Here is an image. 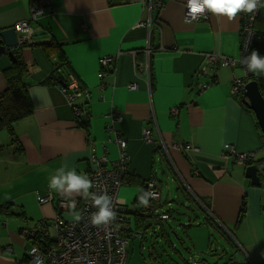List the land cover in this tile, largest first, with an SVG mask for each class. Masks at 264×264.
Masks as SVG:
<instances>
[{"label": "crops", "instance_id": "obj_1", "mask_svg": "<svg viewBox=\"0 0 264 264\" xmlns=\"http://www.w3.org/2000/svg\"><path fill=\"white\" fill-rule=\"evenodd\" d=\"M184 1L161 0L162 8L148 14L145 0H49L52 12L33 21L31 0H0V31L23 20L34 30L32 46L14 53L27 66L23 82L32 112L14 125V137L0 131V207L11 203L13 212L24 211L23 219L0 213V264L23 261L28 243L22 229L53 219L54 204L40 205L37 192L44 196L49 190L70 199L49 188L57 169L67 165L66 170L88 177L95 167L91 155L105 156L103 165L111 169L118 160L117 134L126 140L127 176L139 182L151 177L160 187V177L168 180L170 175L176 184L163 205L160 188L159 212L175 211L173 196L175 205H185L181 197L189 199L200 209L202 224L216 226L243 253L245 260L239 264H264V188L252 186L245 177L247 166L223 152L230 145L237 153L255 152V163L264 161V138L255 117L241 103V94H231L232 78H243L244 71L236 66L197 73L207 52L240 57V19L238 14L229 21L211 13L207 19L186 22ZM141 21L145 25L136 27ZM50 41L61 44L68 66L64 81L73 78L83 91L74 101L83 106L88 135L77 125L62 83H45L55 60L40 45ZM106 56H115L112 66H101ZM145 61L148 76L134 65ZM12 64L6 53L0 54V94L7 88L4 74ZM132 84L135 89L129 88ZM201 85L208 87L199 92ZM113 114H121V121L110 118ZM144 128L151 129L154 145L142 140ZM184 144L190 148L185 150ZM123 186L130 208L141 186ZM124 196L120 199L125 203ZM242 202L246 209L239 219ZM192 220L187 216L188 225L181 226L191 227Z\"/></svg>", "mask_w": 264, "mask_h": 264}, {"label": "built area", "instance_id": "obj_2", "mask_svg": "<svg viewBox=\"0 0 264 264\" xmlns=\"http://www.w3.org/2000/svg\"><path fill=\"white\" fill-rule=\"evenodd\" d=\"M49 0H31L29 14L31 20H37L47 12H52V6L48 2ZM184 14L183 18L186 22H198L199 20L207 19L211 12H207L205 15L199 16L197 19L192 20L186 14L188 12L187 0L184 1ZM145 10L149 14L151 10L159 11L163 4L161 0H145ZM257 9L251 13L240 12L238 13L240 19V42H241V55L238 60H232L221 56L218 53H206L204 54V62L201 66L200 72L205 73L207 70L212 69L215 73L217 67H231L236 64H241L246 68V65L241 61L243 58L249 56L254 50L253 46L256 42H264V34H259L253 29V23L257 16ZM30 21L23 20L17 22L13 27L18 35L19 41L27 42L33 34V29L29 25ZM145 24L141 21L136 27H143ZM116 61L115 56H106L100 59V64L103 67L112 66ZM138 65V64H135ZM142 72L148 76L149 65L145 61L143 65H138ZM247 72V70H245ZM247 76V75H245ZM244 80L240 78L233 79V86L231 92L233 94L238 93L244 85ZM130 89H135L134 84L129 85ZM204 88V87H203ZM61 92L65 95L67 100L73 101L80 96L83 92L79 90L77 83L73 78H70L69 82L61 87ZM70 104V103H69ZM76 115L80 112L75 109ZM172 112H176V109H172ZM110 118H114L116 121L121 120L120 115L113 114ZM110 129V127H108ZM143 139L147 143H152L151 131L148 129L143 130ZM116 143L119 147V161L113 169L102 168L103 163L106 161L105 156L96 157L91 156V162L95 165V168L88 175V178L93 182L94 187L89 191L95 193L97 196L107 194L112 198L111 207L115 213V218L108 224L101 226H93L91 224V216L97 212L98 209L94 207L91 196L83 197L79 206V212L76 213L72 207L76 203L71 200L57 199L52 195L49 190L43 197H40L36 193L37 201L42 203H55V214L48 226L45 229L44 222H38L24 233L29 237H37V239L46 242L44 235L50 234L56 243V247H51L48 243L43 248L36 246L30 247L26 251L27 264H125V246L127 240L118 236V229L121 227L122 215L125 211L124 204L117 198L120 181L126 170L127 156L124 151L126 143L122 139H117ZM228 154L234 156L235 160L244 164L245 162L254 159V152L236 153L230 146H225ZM186 149L190 148L189 145L185 146ZM45 197V198H44ZM161 197L160 190L158 189L154 180L147 182V198L148 201L144 206V212L146 214H154L158 219H166L168 216L166 213H158L155 208V203L159 202ZM80 216L77 221L75 216ZM47 244V243H46ZM192 264H201L200 262H193Z\"/></svg>", "mask_w": 264, "mask_h": 264}, {"label": "rangeland", "instance_id": "obj_3", "mask_svg": "<svg viewBox=\"0 0 264 264\" xmlns=\"http://www.w3.org/2000/svg\"><path fill=\"white\" fill-rule=\"evenodd\" d=\"M239 42H240V34H239ZM256 43H259V42H256ZM255 44H254V46H255ZM254 46H253V48H254ZM207 53H210V52H207ZM240 55H241V42H240ZM132 56H133V62H134L136 60L134 52H132ZM229 59H231V58H229ZM232 60H235V59H232ZM135 64L140 65V63H138V62H135ZM236 66H239L244 71V77L240 78V79H243L245 81L243 87L249 81H256L257 82V80L251 79V77L249 76V75H254V74L251 72H248V71L246 72L245 70H247V68H245L243 65H241V64L237 65L236 64L235 66H231L229 68H234ZM197 73H201V72H197ZM245 75H247V76H245ZM203 77L204 76L201 74L198 75V78H200V79H203ZM234 78H236V77L232 78V86H233V79ZM257 84L259 87L258 82H257ZM232 86H231V90H232ZM207 87H208L207 85H201L198 88V90H199V92H203V90H205ZM243 87L241 88V90L238 93L233 94L231 92V94L233 96H239L241 94V97H242ZM79 90H80V88H79ZM69 103H70L69 104L70 106L74 107V111H75V109H78L75 101H74L73 105H71L73 103V101L69 100ZM173 109H175V108H173ZM82 111H81V109L79 110V112H80L79 115H76V112H74L75 117L80 116L83 113ZM176 112H177V109H176ZM176 112H172V110H171L172 114H175ZM120 116H121V114H120ZM120 121H116V122H120ZM145 129H148L151 131L150 128H144L143 130H145ZM107 130H113V127H110V129L108 128ZM143 130H142V140L148 145H154L155 141L152 137V132H151V138H152L153 142L147 143L143 139ZM115 133H117V132H115ZM117 139L124 140L120 135L118 137V134H117L116 138L114 139L115 143H116ZM124 141L126 143V140H124ZM116 145H117V143H116ZM186 145H188V144H184L183 147L185 148ZM173 146L176 149H178L179 151H183V149L181 148V145H177L174 143ZM225 146H230V145H225ZM225 146H224L223 152L226 155L230 156V154H228ZM117 147H118V145H117ZM230 147H232V146H230ZM159 149L163 154H164V152L167 153V149L164 145H162L161 148H159ZM185 150H187V149L185 148ZM124 151H125L126 156H127L126 170L124 173V174H126L127 173V164L129 161V156L126 152V146H125ZM105 152L107 153L106 150H105ZM244 153H247V152H244ZM119 154H120V150L118 147V160L115 162V164L113 165V167L111 169H113L115 167V165L117 164V162L119 161ZM91 156H90V159H91ZM233 158H234V156H233ZM254 159H255V155H254ZM254 159L251 161L245 162L242 165L248 166V165L256 164L257 162L255 163ZM234 160H235V158H234ZM90 162H91V160H90ZM262 162H264V161H259L258 163L261 164ZM102 168L107 169L104 167V165H102ZM91 171H93V169ZM91 171L89 172V174L91 173ZM124 174H123V176H124ZM123 176H122V178H123ZM122 178L120 181L121 183H120V186L118 189L119 192L117 193V198L124 204V206H130L129 205L130 204L129 198L127 196L122 195V190L127 189V187H124V186L121 187ZM167 178H168V180H166L165 176L160 177V183H159L160 187L158 186V182L154 178H151L152 180L155 181L159 190H160V188H162V205L167 200L168 193L171 190V184L176 186V184L173 183L174 181L171 180L170 175H168ZM261 186L263 187V185H261ZM160 193H161V191H160ZM261 193L264 196V189H261ZM123 196H124V198H126V201H127V202H125L126 204L121 200L123 198ZM40 197H43V196H40ZM61 199H64V198H61ZM176 199H177V196H173V201H175ZM65 200H67V199H65ZM181 201L185 205H182V204L175 205L174 202L171 203V205L174 206L173 209L175 211H172V215H171L172 218L168 222L165 221L163 223L165 229L167 230L165 235H163L161 237H157V238H154V237H151L150 235H148V240L144 243V249H141L139 247V242H137L138 240H133V244L131 245L132 251H130V253H129L128 261L126 262V264H185L184 261H188L189 264H192L193 261H197V262H201V263H205V264H215V263L216 264L217 263L218 264H239L240 262H243V260H245L244 255L240 250H238L235 247H232L230 244L227 243V241L225 240V238L223 236L222 231L217 230L216 226H212L209 224H202L203 217L201 215V211L196 205H194L193 202H191L189 199H185L182 197H181ZM73 202H75V201H73ZM75 203L77 206V202H75ZM39 204L45 205V204H47V201L46 202L43 201L42 203H39ZM48 204H51V203H48ZM52 204H54V206H55V203L52 202ZM75 207H73L74 208L73 211L78 213L79 208L76 209ZM164 207L167 208V206H164ZM55 209L56 208H54V214H55ZM160 209H162V208H160ZM161 213H166V215L168 216V211H161L159 214H161ZM179 213H183L184 215H186V217L181 216ZM187 216H190L191 219H193L192 222L189 223L192 226L184 228L181 225L182 224L188 225V222H186ZM166 219H160V220L164 221ZM51 221L42 219V221H38V222H44L45 229L49 230L48 226L51 225L49 223ZM131 221H132L131 224L133 226V218H131ZM44 239L46 241H48V243L51 245V247L57 246V243L52 238H50V234L44 235ZM21 263H22V261L19 262L18 264H21Z\"/></svg>", "mask_w": 264, "mask_h": 264}, {"label": "trees", "instance_id": "obj_4", "mask_svg": "<svg viewBox=\"0 0 264 264\" xmlns=\"http://www.w3.org/2000/svg\"><path fill=\"white\" fill-rule=\"evenodd\" d=\"M260 4L264 5V0H260ZM257 11L258 13L253 23V29L259 34H264V7H261L258 5ZM40 47L44 55L48 59L55 60V62H53V65H52L53 69L49 76V79H47L45 83H49V84L62 83L61 86H63V84L65 85L66 82L64 81V76H63V73L65 71L63 69H66L65 66H67V62L63 55L61 44L55 43L54 41H50L46 44H41ZM254 49L259 53L260 56L264 57V42L256 43L254 46ZM15 54H18V53H15ZM18 56L14 58L12 66L9 69H7V71H5L4 75L6 78L7 88L3 93L0 94V131H5L9 137H14V132H13L14 125L18 121L23 120L24 118H27L32 112V103H31V100L28 94L27 86L23 82V79L25 75L27 74V66L24 63V61ZM249 76L251 77V79L257 80V82L259 83V90L264 96V76H259V77L255 75H249ZM80 106L81 105H77V108L79 110L81 109L82 111L83 106L81 107ZM70 107L72 111L75 112L74 107L73 106H70ZM83 114L84 113H82L80 116H76L75 119H76L77 125L81 129H83L85 133L88 135L89 134V122L83 117ZM127 175L128 173L124 174L122 178L121 187L123 185H134V184L139 183L141 186V191L135 197L133 204L131 205L130 208L129 206H124L125 211L122 215L123 216L122 222H121L122 225L117 231L119 237L123 239L125 238L127 240V244L125 246V255H126L125 264L129 257L130 251H132L131 245L133 244V240H138L137 242H139L143 246L144 243L148 240V235H150L151 237L157 238V237H161L166 234L165 232L166 229L162 223L163 220L156 218L154 214H146L144 212L145 203L142 201V198L148 201L147 182L151 179V177L147 180H143L142 182H139L135 177L131 175L129 176ZM55 198L59 200L63 197L55 196ZM69 200L77 202V206L75 208L78 209L82 202V197L79 196L78 198L69 199ZM154 205H155V208L158 210V213H160L159 209L162 207L160 206V200ZM12 208H14V205L11 203H7L0 207V213L8 217L16 216L21 219L24 218L23 217L24 211L22 209L19 208V212L18 211L13 212ZM245 209H246L245 203L242 202L239 219L243 217L245 213ZM167 211H168V218H170V214H172V211L171 213H170V210H167ZM131 218H133V226L131 224L132 222ZM205 221H208V219H205ZM27 229H22L21 231L22 235L26 239V242L28 243V246L25 249L24 260L22 261L21 264H27V262H25L27 258L26 251L30 247L36 246L40 249L48 245V241L40 242V240L37 239V237L27 236L24 233V231ZM184 263L189 264L188 261H184ZM201 264H204V263H201Z\"/></svg>", "mask_w": 264, "mask_h": 264}, {"label": "clouds", "instance_id": "obj_5", "mask_svg": "<svg viewBox=\"0 0 264 264\" xmlns=\"http://www.w3.org/2000/svg\"><path fill=\"white\" fill-rule=\"evenodd\" d=\"M264 5L260 4V0H187L188 12L187 16L192 20L197 19L201 15L211 12L218 17H227L229 21L233 20L238 13H251L257 7ZM190 22V21H189ZM246 65L247 71L253 73L255 76H264V57L260 56L256 50L241 61ZM67 165L57 169L50 182L49 188L59 194H62L70 199L79 195L81 197L91 196L93 205L98 209L97 212L91 216V224L93 226H101L108 224L115 218V213L112 210V198L106 193L97 196L89 190L94 187L93 182L83 174H77L75 169L66 170ZM146 204L147 200L142 198ZM74 207V203L72 205ZM78 221L80 216H75Z\"/></svg>", "mask_w": 264, "mask_h": 264}, {"label": "water", "instance_id": "obj_6", "mask_svg": "<svg viewBox=\"0 0 264 264\" xmlns=\"http://www.w3.org/2000/svg\"><path fill=\"white\" fill-rule=\"evenodd\" d=\"M17 48V36L14 28L0 31V54L6 53L14 61V50ZM241 103L253 112L256 123L264 138V97L256 81H249L242 89ZM245 177L252 186L264 187V162L248 165L245 168Z\"/></svg>", "mask_w": 264, "mask_h": 264}, {"label": "flooded vegetation", "instance_id": "obj_7", "mask_svg": "<svg viewBox=\"0 0 264 264\" xmlns=\"http://www.w3.org/2000/svg\"><path fill=\"white\" fill-rule=\"evenodd\" d=\"M257 17V16H256ZM33 29V28H32ZM15 31V30H14ZM16 33V32H15ZM16 36H17V48L13 51L14 53L17 51V50H19V49H21V48H23L24 46H28V45H30V46H32L31 44H30V41H32V37L34 36V30H33V34H32V36L30 37V40L29 41H27V42H20L19 41V38H18V35H17V33H16Z\"/></svg>", "mask_w": 264, "mask_h": 264}]
</instances>
